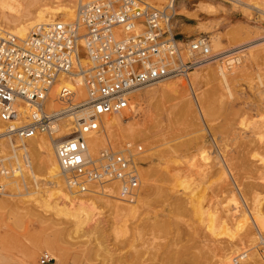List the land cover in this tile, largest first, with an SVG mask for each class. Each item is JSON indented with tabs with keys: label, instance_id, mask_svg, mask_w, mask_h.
<instances>
[{
	"label": "rangeland",
	"instance_id": "obj_1",
	"mask_svg": "<svg viewBox=\"0 0 264 264\" xmlns=\"http://www.w3.org/2000/svg\"><path fill=\"white\" fill-rule=\"evenodd\" d=\"M170 1L144 0L155 8L165 7ZM208 1L230 10V5L221 0ZM28 2L31 7L40 5L48 10L70 2L71 15L59 16L69 21L78 0H14L12 5L23 7ZM181 2L184 7L178 9ZM196 2H173L172 29L181 41L215 34L222 37V45L212 51L240 46L249 38L244 32L257 24L263 27L257 34L264 36V15L255 9L263 7L264 0H251L252 8L230 12L225 20L199 13ZM234 30L243 35L237 42L227 39ZM260 46L243 51L241 63L228 72L224 70L230 93L220 81L219 66L212 63L196 71L191 88L190 79L178 77L140 87L130 94L133 102L127 112H120L123 119L112 130L110 142L113 150H120L127 142L142 149L135 158L140 200L133 214L123 211V202L89 194L81 196L89 219L78 224L51 210L37 208L29 196H34L31 191L36 189L47 194L43 192L48 189L46 173L34 169V178L39 180L34 187L28 158H15L23 170L24 184L15 178L16 172L12 178L0 177V183L15 194L0 197L4 199L0 202V264H38L43 252L60 256L57 249L49 252L39 245L45 237H56V244L69 250L56 264H222L223 253L231 258L245 250L251 262L264 237V54ZM248 53H253L252 59ZM105 145L103 148L110 149ZM8 154V146H0V155ZM30 155L32 163H37V154ZM170 155L175 161L166 159ZM173 174L186 178L185 184L174 182ZM108 186L113 187L102 188ZM256 197L260 213L251 217L257 219V230L248 215L245 221L241 218L242 212H251ZM222 208L229 209L231 221L237 219L240 226L236 222L224 225Z\"/></svg>",
	"mask_w": 264,
	"mask_h": 264
},
{
	"label": "built area",
	"instance_id": "obj_2",
	"mask_svg": "<svg viewBox=\"0 0 264 264\" xmlns=\"http://www.w3.org/2000/svg\"><path fill=\"white\" fill-rule=\"evenodd\" d=\"M173 15V1L155 8L143 0H78L73 20L36 25L24 38L0 28V135L14 142L40 134L50 138L54 126L67 121L68 133L51 139L66 189L95 194L113 184L111 198L134 200L141 146L127 142L118 151L91 155L84 133L95 130L101 117L127 110L130 94L140 87L187 79L208 62L229 70L243 57V47L212 51L206 36L181 41L172 29ZM73 76L79 81L64 82ZM19 157L27 158L25 152ZM14 172L24 180L15 157L0 155V177ZM30 176L36 187L39 180ZM13 195L0 183V197ZM256 250L264 264L263 237ZM38 264L56 263L43 252ZM231 264H252L248 250L233 255Z\"/></svg>",
	"mask_w": 264,
	"mask_h": 264
},
{
	"label": "bare ground",
	"instance_id": "obj_3",
	"mask_svg": "<svg viewBox=\"0 0 264 264\" xmlns=\"http://www.w3.org/2000/svg\"><path fill=\"white\" fill-rule=\"evenodd\" d=\"M13 1L14 0H0V24H3L7 28H9V30H7V31L13 35H16L19 38H24L28 34L30 29L33 28L34 26L51 23V22L56 21V20H62L59 18L60 15L67 17V16H70L71 15L70 13L73 11V8H72L73 4H71L70 2L68 3L67 6L64 5L62 7L60 6V8L57 7V9H55V10H48L47 8L40 6V5L31 7L29 5L30 1L23 7H21L20 4H19L20 6L14 7L12 5ZM66 1H70V0H66ZM172 1L174 2V0H172ZM183 5H184L183 2H181L180 7L178 9H183V7H184ZM194 5L197 8V11H199V13H203L206 16H222L224 20L230 16V14H231L230 12H235L237 10H245V9L252 8L251 7V0H239L237 3L230 5L229 11H227L225 8H223V6H217V5L212 4L208 0H197V2ZM262 8H264V5H263V7H261V6L255 7L256 11H258L260 14L264 15V9L262 10ZM74 14H75V12H74ZM193 15H194V17H197V18L199 17L198 13H194ZM73 19H74V15L69 20L71 21ZM62 21H65V20H62ZM255 27L256 28L253 30H252V28H251V30H249V29L246 30L243 35L246 37L249 36V38L246 39L244 41V43L242 42L243 44H241L240 46H234V47H243V51H245V50H248V48L250 49V47H254L256 45H262V46H260V49L257 47L256 48L259 49L261 54H264V36L261 34H257V32L259 30H260V32L263 30V27L261 24H257ZM240 34H241V32L239 30L238 31L234 30V31H232V34H231L232 36L230 38H227V37L226 38L229 41L231 40V42H235L237 39L239 40V38L241 36H243ZM253 34H256V36L255 35L253 36ZM209 38L211 40V42H210L211 49L217 48V47L222 45V37L221 36L214 34L212 36L210 35ZM223 38H225V37L223 36ZM234 47H226V48L218 49L217 51H222V50L230 49V48H234ZM248 55H249V53H248ZM251 55H252V57H251ZM258 56H261V55H258ZM263 56L264 55H262V57ZM249 58L250 59L253 58V53H250ZM212 63H214V62H208L203 66H200L198 68H194L192 71H190L188 73L187 79H188V81L190 79L189 84H188L190 86V88H191V79H193V76L196 75V73H197L196 71H198V69H201V68H203L209 64H212ZM224 70L225 69H222L219 67L218 72H219V76H220V81L224 85L227 93H230L228 83L226 80L227 73L225 72V71L228 72L230 69L225 70V71ZM71 80L79 81L78 78L73 76V78L72 77H66L64 82L70 83ZM167 88L173 89L175 91L174 87H170V86L168 87L167 86ZM165 89H166V87H165ZM80 96H81V93H80ZM136 98H137V95H136ZM138 99H139V97H138ZM131 101L132 100H130V102ZM135 101H136V99H135ZM125 112H127V111L125 110ZM122 119H123V115L121 113H114V114L109 115V116H103L99 120L98 126L95 130L88 132V133H84V138L86 139L87 147H88V150H89L91 155H96L100 150H104L105 149V148H103L104 144L108 145L112 151H118V150H113L114 148L111 147L110 139H111V136L113 135L112 130L114 129V127L117 124L121 123ZM68 124L69 123H67L66 121H62L60 123H57L53 128V132H52L53 135L49 139H47L48 138L47 136L40 134V135H35V136H33L27 140L21 141V142H19V141L14 142V141H11L10 139H7V138L3 137L2 135H0V146L4 147L5 144H6V146H8L9 154L7 156L3 155L4 157L13 156L15 158L18 157V159H19L18 154L21 155L23 152H25L26 156L28 158L27 161H28L29 171L34 177H35L34 169H36V167H38L41 171L43 170L46 173L45 179H47L46 183L48 184V189L46 191L44 189L43 192H47V194L44 196V193L43 194L41 193L42 190L37 191V189L31 191V194L32 195L34 194V196H29V200L31 199L30 197H32V199H31L32 202L35 201V203H36L33 205L34 206L36 205L35 207H37V205H38L39 207H41L44 210L48 209L47 210L48 212H49V210H51V212L53 211L52 212L53 214H55V215L60 214L59 216L62 215V216H64V218L70 219L75 224H78L80 222H85L84 220L89 219L88 217L90 214L88 213L86 206L81 199V196H83V194L82 195H73L71 192H69L66 189L65 184H64V180H63L62 176L59 174L58 165H57V161H56V157H55V145L51 141V139H53V138H59L62 135L67 134L69 131ZM2 129H3V126L0 123V132L2 131ZM120 133H121V131H120ZM129 133H131V132H129ZM135 133H136V130H135ZM114 134H115V132H114ZM112 140H113V136H112ZM15 143H16V145H15ZM115 147H116V145H115ZM12 151H13V154H12ZM30 153H32V154L36 153L37 154V163H32V159L31 160L29 159V157H31ZM172 156L170 155L166 159L169 161L170 160L175 161ZM193 165L194 164H192V166ZM7 178H9V177H7ZM171 179L174 180V182L176 181V183L179 182L178 184H180V185L182 183L185 184V182L187 180L186 178H183L182 175H180V174H175V175L173 174ZM47 184H46V186H47ZM107 185H113V184H107ZM110 189H113V190H110ZM114 190H115L114 186L113 187L108 186L107 188H102L101 191L96 190V192H98V193L89 194V195H103L105 197H110V196L115 195ZM109 191H110V193H109ZM108 194H110V196ZM139 197H140V193L136 196L134 201L132 200L131 202H125V203L123 202V207H122L123 211H125V213L133 214L135 212L136 205L138 204V202L140 200ZM2 200H4V199L0 198V202H2ZM26 200H28V199H26ZM26 200H25V202H26ZM257 200H258L257 197L253 199L251 212H250V210L246 209L247 210L246 213L245 212L241 213L242 220H244V219L247 220V217L249 216V218H251V221L252 222L254 221L252 224L256 230L258 228L257 225L255 224L257 219L255 220L252 218H254L255 215L258 216L260 213V210H259L260 205H259V202ZM19 202L23 203V200L19 201ZM190 202H191V200H190ZM194 205H195V203H194ZM221 212L223 214L220 216V218L223 220L222 223L224 225L226 223H233L234 222V221L233 222L231 221L232 212L229 209L222 208ZM252 214H255V215L253 217H251ZM245 216H246V218H245ZM215 219H216V216H213V222ZM235 222L237 224H239V226H240L241 223H239L237 219L235 220ZM244 223L245 222H243V224ZM257 224H259V223H257ZM259 226H260V224H259ZM259 239H260V236H259ZM56 241H57L56 237H55V239L53 237H45L41 241H38V243L40 246H45L46 250L49 252H51L52 249H54V248L57 249L61 255H63L62 253H64V252H69L68 248L64 249V248L58 246L56 244ZM39 245H37V248H39ZM61 255L60 256H54V255L52 256L51 255V257L54 259V261L56 263V262L62 261ZM251 258H252V261H251L252 264H260V259H259L260 257H258V255L253 254L251 256ZM221 263L222 264H230L231 258L229 257V255H227L226 253H223Z\"/></svg>",
	"mask_w": 264,
	"mask_h": 264
}]
</instances>
